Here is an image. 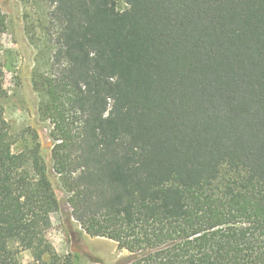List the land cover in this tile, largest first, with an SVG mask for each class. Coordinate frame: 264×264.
Listing matches in <instances>:
<instances>
[{"label":"trees","instance_id":"16d2710c","mask_svg":"<svg viewBox=\"0 0 264 264\" xmlns=\"http://www.w3.org/2000/svg\"><path fill=\"white\" fill-rule=\"evenodd\" d=\"M43 1L32 88L72 218L127 264H264V0ZM2 81L0 264H64L38 136L11 132Z\"/></svg>","mask_w":264,"mask_h":264},{"label":"rangeland","instance_id":"374dc122","mask_svg":"<svg viewBox=\"0 0 264 264\" xmlns=\"http://www.w3.org/2000/svg\"><path fill=\"white\" fill-rule=\"evenodd\" d=\"M115 2L118 10L127 8L121 0ZM0 9L6 18V28L0 34V65L6 94L2 102L3 117L12 133L31 129L38 136L48 178L59 203L58 211L50 217L47 237L64 264H127L133 257L127 250L112 240L88 236L72 218L68 194L52 169L51 125L40 117L39 97L32 88L37 49L26 33L31 28L32 34L39 37L48 5L43 0H0ZM23 144V140L19 141L14 151ZM20 259L24 264L32 260L27 251L20 254Z\"/></svg>","mask_w":264,"mask_h":264}]
</instances>
